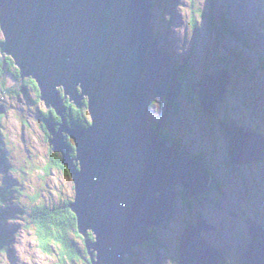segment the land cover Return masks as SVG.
Returning <instances> with one entry per match:
<instances>
[{
    "label": "water",
    "instance_id": "obj_1",
    "mask_svg": "<svg viewBox=\"0 0 264 264\" xmlns=\"http://www.w3.org/2000/svg\"><path fill=\"white\" fill-rule=\"evenodd\" d=\"M151 9L150 0H0L5 38L0 51L13 58L20 77L35 79L40 100L61 118L57 125L46 123L48 144L61 153L75 185L70 208L78 232L96 239L85 243L92 264H125L133 247L154 239L152 228L171 220L179 186L185 198H194L205 194L211 181L205 162L187 159L151 124L152 103L166 98L173 104L181 92L177 66L156 47ZM218 74L208 73L209 83L198 84L212 117L231 81L228 71ZM60 85L64 99L69 96L78 109L88 98L92 124L87 129L69 131L64 99L56 90ZM214 86L220 92L209 103ZM223 123L230 155L245 138L235 122ZM62 132L73 139L76 159ZM249 133L245 162L230 155L238 165L264 161V136ZM247 225L251 242L243 263L264 264V228L251 220ZM213 229L201 219L181 236L180 264H220V251L202 236Z\"/></svg>",
    "mask_w": 264,
    "mask_h": 264
},
{
    "label": "rangeland",
    "instance_id": "obj_2",
    "mask_svg": "<svg viewBox=\"0 0 264 264\" xmlns=\"http://www.w3.org/2000/svg\"><path fill=\"white\" fill-rule=\"evenodd\" d=\"M151 1V23L159 49L170 57V63L180 66L181 88L173 104L166 98L152 103L151 124L160 139L168 140L187 159L199 161L202 156L211 181L207 192L194 198H185V191L182 195V188L176 189L171 220L152 228L154 239L137 245L132 256L126 254L125 264H180L181 236L197 227L201 219L214 227L211 232L203 231L202 236L220 251V264H242L251 242L247 221L264 228V161L232 165L230 139L221 122L227 126L235 122L245 139L247 132L264 136V72L260 66L264 57V0ZM223 17L233 20L247 35L248 43L219 33ZM1 41L5 38L0 30ZM14 65L20 79L15 78L14 68L3 67L4 75H0V201L4 202L0 207V232L4 235L0 239V264H57L59 255L49 256L37 244L31 209L37 204L53 208L64 201L73 202L75 185L69 172L55 167L47 171L49 165L62 162L61 153L53 152V145L48 144L49 133L43 122L45 113L54 109L46 108L39 99L35 79L20 77V69ZM223 71L229 72L231 81L224 100L216 110H208L214 113L212 117L205 112L198 84L206 80V74L220 77L218 73ZM212 84L219 85L216 80ZM215 86L218 93H208L212 95L209 102L218 98L220 91ZM56 90L64 99L63 87ZM66 102L74 104L69 96L64 107ZM83 103L87 105L88 98ZM91 124L83 127L68 122V129L74 132L76 126L87 129ZM62 133L71 157L76 159L73 139ZM70 237L76 241L74 233ZM84 240L82 248H86V241H96L92 233ZM93 253L96 258L97 252ZM81 262L78 264H84Z\"/></svg>",
    "mask_w": 264,
    "mask_h": 264
},
{
    "label": "trees",
    "instance_id": "obj_3",
    "mask_svg": "<svg viewBox=\"0 0 264 264\" xmlns=\"http://www.w3.org/2000/svg\"><path fill=\"white\" fill-rule=\"evenodd\" d=\"M220 22H221V29L219 30V33L221 32L223 35L229 33V35H232L238 38L239 40H242V42H244L245 44L248 43L247 42L248 39L246 37L247 35L243 34V32L238 28V26L233 22V20L225 19L223 17V19H221ZM262 22L264 24V18ZM263 33H264V26H263ZM1 43L2 41L0 42V45ZM1 55L2 54H0V75L1 76L4 75L2 73L3 67L8 70L14 68L16 72L14 73L16 75L15 78L20 79L19 70L14 65V62L9 57L2 58ZM245 62H248V60ZM261 62H260L261 71L264 72V57H262ZM252 73L253 75H255V72ZM34 88L35 90H38L37 85H34ZM188 96L190 98L192 97L190 92H188ZM38 97L40 99L39 92H38ZM86 103L84 104V107L82 109H78L77 107H75L74 104L70 102H66V106H65L66 113L64 115L66 116L68 120L67 122H69V124L74 126L82 125L83 127H87L90 125L91 118L89 116L88 107ZM48 121H55L58 124L62 123L61 118L56 114L54 110H49L45 113L43 117V122L46 124L48 123ZM175 142L176 141H173L171 142V144H175ZM72 152H73L72 154L74 155V151ZM52 167L64 170V172L68 174V171L57 163H54L53 165H49L47 171L52 170ZM212 184L213 183H211V186H213ZM180 188H182V192ZM178 189L180 190V193L184 195L183 187L179 186ZM7 196L8 195H6V197ZM205 197L207 198L208 195H205ZM71 203L72 201H64L61 206H57L53 208L48 207L44 204H37L35 205V207H32L30 216L32 218V223L35 225L34 227L36 228L37 244L42 249V251L48 254L49 256L55 255V253L56 255H59V257H57L58 260L57 264H69V263L78 264L81 261H83L84 264H91L90 260L88 259L90 256L88 257V252L86 251V248H82L80 246L81 243L82 242L84 243L85 240L80 234L77 233V219L76 216L71 211L70 208ZM0 207H4V202L0 201ZM73 233L76 238L75 241L76 243L70 237L71 234ZM3 238H4L3 232L2 233L0 232V239ZM6 239L8 238L6 237Z\"/></svg>",
    "mask_w": 264,
    "mask_h": 264
},
{
    "label": "bare ground",
    "instance_id": "obj_4",
    "mask_svg": "<svg viewBox=\"0 0 264 264\" xmlns=\"http://www.w3.org/2000/svg\"><path fill=\"white\" fill-rule=\"evenodd\" d=\"M151 1V0H150ZM152 2V1H151ZM2 32V31H1ZM159 45H160V43H159V41H158V45L156 46L157 47V49H159ZM160 50V49H159ZM161 51V50H160ZM161 53H162V55L163 56H166V55H164V53L161 51ZM168 59H170V57L167 55L166 56ZM179 68H180V66L179 67H177L176 69H177V71L179 72ZM205 79L207 80V75H206V77H205ZM199 84H201V82L199 83ZM59 91V90H58ZM214 93H218L217 91L215 92L214 91ZM216 94L214 95V96H216ZM210 97L212 96V95H209ZM65 98V97H64ZM87 99V98H86ZM215 100V99H214ZM224 100V99H223ZM211 101V100H210ZM216 101V100H215ZM84 102V101H83ZM210 103V102H209ZM212 103V102H211ZM64 106V105H63ZM251 142H250V140H244V146H242L241 144H239V147H237V148H235V147H233L232 148V152L233 153H231V156H232V158L233 159H238L237 161H242V162H245V161H243L241 158H242V156H247L246 154L251 150V144H250ZM231 144V143H230ZM243 148H242V147ZM230 148V145L228 146V149ZM70 149V148H69ZM255 155L258 157L259 156V154L258 153H255ZM231 156H230V159H229V161H231ZM196 161V160H195ZM199 162V161H198ZM232 162V165H234V166H240V165H238V164H236L234 161H231ZM207 168H208V166H207ZM182 186V185H181ZM183 187V186H182ZM208 189V188H207ZM204 238V237H203ZM137 246V245H136ZM135 246V247H136ZM135 247H133L132 249H133V254H134V248ZM211 247V246H210ZM249 248V247H248ZM249 255V251H247L246 253H245V255H244V258L246 259L247 258V256ZM130 256H132V254L130 255ZM246 256V257H245ZM253 257V256H252ZM243 262H244V259H243ZM263 262V261H262ZM242 264H244V263H242Z\"/></svg>",
    "mask_w": 264,
    "mask_h": 264
},
{
    "label": "flooded vegetation",
    "instance_id": "obj_5",
    "mask_svg": "<svg viewBox=\"0 0 264 264\" xmlns=\"http://www.w3.org/2000/svg\"><path fill=\"white\" fill-rule=\"evenodd\" d=\"M202 159L201 160H203L204 158L202 157V156H200ZM196 157H194V159H195Z\"/></svg>",
    "mask_w": 264,
    "mask_h": 264
}]
</instances>
